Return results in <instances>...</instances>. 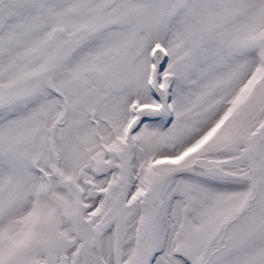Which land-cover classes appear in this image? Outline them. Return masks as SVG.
I'll list each match as a JSON object with an SVG mask.
<instances>
[{
    "label": "snow or ice",
    "instance_id": "snow-or-ice-1",
    "mask_svg": "<svg viewBox=\"0 0 264 264\" xmlns=\"http://www.w3.org/2000/svg\"><path fill=\"white\" fill-rule=\"evenodd\" d=\"M0 264H264V0H0Z\"/></svg>",
    "mask_w": 264,
    "mask_h": 264
}]
</instances>
